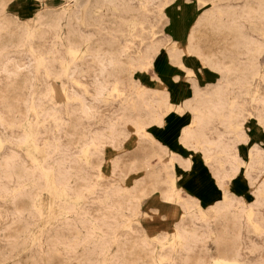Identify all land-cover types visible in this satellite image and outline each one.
<instances>
[{
	"label": "rangeland",
	"instance_id": "374dc122",
	"mask_svg": "<svg viewBox=\"0 0 264 264\" xmlns=\"http://www.w3.org/2000/svg\"><path fill=\"white\" fill-rule=\"evenodd\" d=\"M38 2L32 0L33 15L25 11L24 0L7 6L2 15L9 12L17 16L16 22L23 21V28L28 24L35 26V17L40 11L35 7ZM49 2L57 6L56 14L65 17L63 37L66 38L68 27L76 28L93 44L90 49L95 45L112 47L113 53H119L121 59L128 57L122 50L129 40V45L132 42L134 47V65L119 71L116 66H108L103 72L101 64L97 59L92 60L91 54L77 55L79 59L73 60L63 46L65 39L62 41L51 26L37 27L35 37L24 46L16 39L2 40L0 137L7 142L0 149V161L7 159V163L0 164V264H214V259L220 255L235 257V253L240 254L238 258L243 264H264V193L258 195L256 190V187H264V179H261L264 158L262 163H252L255 182L250 181L243 193H232L231 209L210 215L207 227L202 226L206 222H201L200 218L211 208L206 210L194 200L186 201L179 192H173L179 202L177 212L169 220L160 221L159 230L151 235L145 234L138 209H133L132 185L156 180L165 184L169 179L168 166L158 156H154L156 171L142 163L141 151L151 145L150 137L144 136L143 131H138L134 150H127L135 145L134 135L127 140L135 118L124 115L137 109L153 127L155 111L163 104V100L150 94L148 86L137 78L140 61L135 53L136 50L142 55L147 52L150 31L157 33L155 49L150 53H159L165 43L166 24L159 27L160 17L167 19L165 8L160 9L159 14L153 7L160 0L146 3L145 0H115L112 5L106 0H81L78 5L66 6L65 0ZM127 2L133 17L142 22L132 38L125 36L124 3ZM210 4L212 9L217 8V3ZM220 4L221 13L211 10L212 14L220 13L225 25L230 19L235 20L243 41H248L241 44L238 59L248 61L254 49L261 46L264 49L261 35L264 0H222ZM5 19L7 24L14 25V19L8 16ZM6 28L8 32V25ZM23 32L21 30L20 34ZM40 58L43 61L38 68ZM63 61L70 63L69 70L65 69ZM256 72L258 84L252 86L253 93L237 94L236 100L243 103L246 99L244 109L253 108L258 116L264 109V76L259 69ZM115 81L119 82L120 93L113 90ZM140 85L144 88L138 87ZM104 86L110 99L106 100L102 94L97 100V90ZM25 125L34 133L38 164L31 161L26 152V147L32 149L33 146L25 144ZM214 131L211 137L216 140L219 134ZM98 135H101L98 142L101 145L89 148L90 162L87 163L81 159L82 147L91 141L90 137ZM217 144L216 140L212 153L219 157L215 166L222 167L228 164V159L222 157ZM52 158L65 162L67 166L61 170L67 169L73 179L69 196H64L60 202L58 191L54 195L46 191V181L39 167L42 163L50 169ZM220 161L225 163L221 165ZM209 165L213 167L212 163ZM8 166L10 170L12 167L10 174ZM17 170L21 172L19 175ZM141 173L143 176L136 179ZM24 198H27V207L22 203ZM189 214L198 219L185 223L183 230L189 232L182 240L190 244L184 246L171 226ZM192 228L198 235L192 236Z\"/></svg>",
	"mask_w": 264,
	"mask_h": 264
},
{
	"label": "snow or ice",
	"instance_id": "6c2138e0",
	"mask_svg": "<svg viewBox=\"0 0 264 264\" xmlns=\"http://www.w3.org/2000/svg\"><path fill=\"white\" fill-rule=\"evenodd\" d=\"M178 6L180 11H176ZM35 7L44 13L57 12V6L50 4L49 0H39ZM153 7L157 13L162 8L169 9L166 15L170 20L161 16L159 27L171 22L175 34L173 40L161 45L158 55L150 53L136 69L137 72H146L152 81L148 86L149 93L163 100L155 113L153 127L146 132L153 151L163 157L168 166L169 177L163 185L147 181L132 185L135 193L133 209H138L140 225L147 235L158 231L160 221L169 220L177 212L179 202L173 192H179L186 201L207 197L210 203L213 200L223 202L225 193L230 197L238 188L247 190L248 183L254 178L252 160L257 150L264 154V109L257 116L250 107L233 114L226 141L229 164L208 169L203 161L206 150L197 148L193 154L187 127L178 118L190 112L191 102L205 91L200 75L210 66L206 60L187 59L191 53L186 44L177 43L182 35L187 34V27L195 19L193 6L185 5V0H160ZM24 9L28 15L34 14L32 0H24ZM161 39H164L162 34ZM69 55L74 53L70 50ZM249 68L252 79H255L257 69L264 76V49L250 55ZM139 87L144 88V85ZM142 176L143 173L136 179ZM26 201L27 198L22 201L25 207L28 206Z\"/></svg>",
	"mask_w": 264,
	"mask_h": 264
},
{
	"label": "bare ground",
	"instance_id": "6f19581e",
	"mask_svg": "<svg viewBox=\"0 0 264 264\" xmlns=\"http://www.w3.org/2000/svg\"><path fill=\"white\" fill-rule=\"evenodd\" d=\"M15 1L16 0H0V44H4V42H2V40L7 41V40H15L16 39L18 42H20L21 46H24L25 44H27V42L29 40H31L35 37V35H36L35 31H36L37 27H42L43 25L44 26H51L52 28H54L56 33L58 32V35L62 39V41H63V38L65 39L64 40L65 42H63V46L66 48V52L68 54H69L70 50H71V52L74 53V55H71V56H73V60L79 59L77 55L83 56L85 54H91L92 60L95 61L97 59L98 62L101 64V69L103 72L107 71L106 69L108 68V66H111V67L116 66L118 71L120 68H123V67L129 68V69L133 68L134 58L132 56H133L134 47L132 45V42H131V45H129L130 44L129 40L127 41L126 44L123 42L125 46H123L124 50H122V52H124L128 55V57H126L124 59L120 58L119 53L114 54L112 47L101 48L99 45H97V46L95 45L94 48L90 49L91 45H93V44L89 43L88 39H86V37H84L82 35V33L79 32L76 28H69L68 27V31L66 33L67 34L66 38H65V36L63 37V35L61 34V31L63 30L62 21L65 18L64 16H62L61 14L58 15L55 12H53V13L40 12L41 10L38 12V14L35 17V21H34L35 26H31V24H28V25H25L26 26L25 28H23L21 26V25H24L23 21H21L20 23L16 22L17 16L14 17L9 12H8V15L5 14L6 16L2 15L3 11L7 8V6L9 7L12 3H15ZM106 1L110 5H112V3L115 0H106ZM200 1H201V3H200L201 5H205L209 1L213 2L214 4L217 3V5H215V6H217V8L216 7L213 8V11H217V12L221 13L222 5L220 4V2L222 0H200ZM80 2H81V0H65L64 4H65V6H66V4L67 5L68 4L78 5ZM146 2H149V0H145V3ZM124 5H125V13H126L124 15V24L126 26L125 36L132 38V37H134V33L137 32L138 27L140 26V28H141L142 22L141 23L138 22V19L133 17L134 14L131 13V11H130L131 7L128 4V2L124 3ZM63 11L66 12V9L63 8ZM220 13L212 14V12H211L209 15H206L204 17L202 16L195 23L194 28L192 29V32H191L192 33L191 34V44H192L193 48L196 49V52L200 55V57L203 60H206L208 62L209 66L211 68L217 69V67L218 68L222 67L221 70L223 71V74H221V75H223V77H222L223 82L221 84V88L219 89L220 91L225 88V85L226 86L229 85L230 87H231V84L235 85V84H233V81L235 80V78H234L235 73L236 72L237 73L242 72L245 77L242 78V81H241L242 86L240 85L238 87L239 89H238L237 94L240 95V92L244 96H245V94H251V93H253L252 86L256 87L258 84V80H257L258 75L256 74L257 72L255 73V79H252L251 78L252 73L249 71L250 58L248 59V61H246V63L240 62L239 59L237 58L238 51H239L241 44H246V42H248V41L247 40L243 41L244 37H243L242 33L240 32V30L238 29V27L235 25L236 24L235 20L230 19L228 25H225V20L222 19V17L220 16ZM7 16L9 18L14 19V21H12L14 23V25L11 26V25H9V23L7 24V21L5 19V18H7ZM75 20H77V19H75ZM7 25H8V30H9L8 32L4 30V28H6ZM21 30H24V32L20 34ZM123 34H124V32H123ZM149 34H150L149 35L150 41H149V44L147 46V52L144 55L141 54L140 50H136V52H135L138 55V61H141L142 59L147 58L149 56L151 50L155 49V45H156V41H157L156 40V34L157 33L154 31H150ZM261 35L264 36V28H263V30H261ZM232 40H234V41H232ZM260 43H262L261 40H260ZM261 49H263V46L254 49V53H258ZM81 59L83 60L84 58L80 57V60ZM42 61H43L42 58H40L38 60V62H37L38 68L42 65ZM62 63L64 64L65 69H67V70L70 69V63H68L67 61L66 62L63 61ZM50 68H52V67H50ZM118 84H119L118 81L114 82V85H113L114 91L119 92L117 89ZM97 93H98V95L96 96L97 100L100 99V95L102 96V94H103V97L106 98V100L110 99V95L107 94V89L105 86H104V88H99L97 90ZM218 94H221V93H218ZM218 94L216 93L213 96H210L209 94L199 95L197 97L196 101L198 103H200L201 101L203 103H206L207 107L212 110V112L210 110H208V112L205 110L207 113L203 116L204 120L206 118L205 116H208L211 113L217 114L222 119V122L226 123V124H224L225 125L224 126L225 131L227 133H229L234 112L244 110V106H242V104L241 105L237 104V102H236L237 95H235L231 99L230 98L227 99V98H225V96H223V94L217 96ZM116 95H117V93H116ZM78 100L81 102H84V100L81 98H78ZM226 100H229L230 104H229V108H227L225 111V110H223L224 108H219V105L223 106L220 103L224 102ZM216 101H219V102H216ZM243 102H246V99ZM124 115L125 116L132 115L135 118V120L131 123V125L133 126V130L130 131L131 134L127 136L128 137L127 140H129L130 138H133V135H134L135 141L137 143L138 131H143L144 136L149 138L147 136L146 129H149L152 126V124H151V122H147L143 119L144 117H142L141 112L139 110L136 109L132 114H130V112L127 111V112H124ZM193 115H194V113H193ZM196 116H195V118H196ZM24 128L26 130L25 144L30 143L33 146L32 149H29L26 147V152L28 154L29 159L31 161H33L34 163L38 164L39 161H38V158L36 157V153L38 152V147L35 145V142H34L35 141L34 140V138H35L34 133L31 130V128L27 127L26 125L24 126ZM187 131H188L189 141L191 139L195 140L194 144H192L193 148L194 149L200 148V149L206 150L205 151L206 157L211 155L214 142L209 141L208 136L204 132H203L202 137L197 136L198 138H196V135H195L196 131H194V129H191L188 127ZM90 138H91V141L82 147V153H81V159L87 163L90 162V159L88 156L89 155L88 154L89 148L91 146L96 148L99 145H101V144H99L100 140H101V135L99 137L95 136V137H90ZM114 140L116 141L118 139L115 138ZM6 142H7L6 140H4L0 137V149L4 146V144H6ZM220 146H221L220 154L222 155V157H225L226 159H228L226 143L224 141H221ZM155 155L159 157V159L162 161V163H164L163 157L159 156L155 151H153L152 145L146 147L145 149H143L141 151L142 163L144 164V166L147 167V169H149L151 171H156V162L154 161ZM208 158L210 159V157H208ZM263 158H264V154H261L257 150L256 155L252 160V163L253 164L262 163ZM6 160L7 159H4L2 162L0 161V164H3V163L6 164L7 163ZM49 163L51 166L50 169H47L46 166L42 163L39 164V167H40L41 172H42V174L45 178V181H46V191H48L52 195H54L58 191L61 194L58 197V202H60L64 199V196H66V197L69 196L71 187L73 185V183H72L73 179H72V177H70L67 174L69 172L67 169L64 171L61 170V167L67 166V164L65 162H62V161H60V159H57V158H52ZM223 163H225V162L220 161L221 165ZM229 163H230V161L228 160V164ZM9 170H10V168L8 166L7 172L10 174L12 167H11V170L10 171ZM20 173L21 172H19V170H17L16 174L19 175ZM255 180H256V177H254L251 181L255 182ZM80 181L84 182V180H80ZM155 183L163 185V183L158 181V180H156ZM33 186L36 187L35 185H33ZM256 190H258V192H257L258 195L264 193V187L263 186L261 188L256 187ZM229 200H230L229 195L227 193H225L224 198H223V202H220L218 205L212 207L209 211L204 212V214H202V217L200 218V221L206 222V224H204L202 226L203 227L208 226L207 220L210 219V217H209L210 215L213 216L212 214H216V213L220 214V213H224L225 211L230 210L232 207V202ZM36 204H37V202L35 203V205ZM236 218L240 219L239 215H237ZM197 219H198L197 216H192L189 214V215H186V217L183 216L179 221L174 222L171 226L172 230L175 232V236L182 241V244L184 246L190 244L188 241L186 243H184L182 240V237H184V235L186 237H188L187 233L189 232V230H183V229H185V226H186L185 223H187V222H190V223L193 222L194 223L195 220H197ZM248 219L251 221L252 220L251 216H249ZM253 227L259 228L257 225H254ZM190 231L193 234L192 236L198 235V232H196L195 228H192ZM163 244H161V246H163ZM239 256H240V254H238V253H235V257L229 256L226 254L220 255L219 257L214 259V264H243L242 261L238 258ZM158 261L161 262V260H159V259H158Z\"/></svg>",
	"mask_w": 264,
	"mask_h": 264
},
{
	"label": "crops",
	"instance_id": "0c3cea01",
	"mask_svg": "<svg viewBox=\"0 0 264 264\" xmlns=\"http://www.w3.org/2000/svg\"><path fill=\"white\" fill-rule=\"evenodd\" d=\"M200 3H201L200 0H185V5L193 6V14L195 15V19L191 20L190 26L187 27V30H186L187 34L186 35H182L181 41H177V43L186 44L188 52L191 53V55L187 57V59H189L190 61H192V60H194L196 58H199V59L203 60L200 57V55L196 52V49L193 48V46L191 44V34H192L191 32H192V29L194 28L195 23L202 16L204 17L206 15H209L213 11V9L211 8V4H210L211 1L207 2V4H205V5H201ZM213 8H215V7L213 6ZM180 10L181 9L178 6L176 8V11H180ZM168 11H169V9L165 8V14H167ZM166 17H167V19L170 20V17H168L167 15H166ZM164 30H165V39L163 41L166 43V41L173 40L174 39V34H175V28H174L173 24L171 22L167 23L165 25ZM158 54L159 53H157L156 55H158ZM237 58H238V55H237ZM239 61L243 62L240 59H239ZM246 61H245V63H246ZM162 63H163V61H161V64ZM218 69L221 72L218 71ZM221 69H222V67L221 68L217 67V69H213V68L209 67L205 72H201L200 79L204 82L203 87L205 89L203 94L204 95L205 94H209L210 96H213L216 93L217 94L221 93V94H218L217 96L223 94V96H225V98H227V99L230 98L231 99L232 97L235 96V94L237 95L238 90L236 91V89H239L238 87L241 85L242 78H244L245 76H244V74L242 72H239V73L236 72L235 73V77H234L235 80L233 81V84H235V85L231 84V87L229 85L228 86L225 85V88L220 91L219 89L221 88V84L223 82L222 81L223 75H221V74H223V71ZM197 71H201V70L197 69ZM249 71H250V68H249ZM137 78L139 80H142V82L145 85H147V86L152 84V81L150 80V78L148 77V74L146 72H140ZM229 93L230 94H234V95L233 96L228 95ZM240 95H242L241 92H240ZM197 97L193 101L194 103L191 102V109L192 110H190V112L186 113L183 117H180L178 119L180 120L182 125H185L187 128L189 127L191 129H194V131H196L195 132L196 138H198L199 136L202 137L203 136V132H204L208 136L209 141H213L215 143V141L217 140V142H218L217 148H218V150H220L221 149L220 142L224 141L226 143L227 138H228V133L225 131V127H224L225 126L224 124H226V123L222 122V119L217 114H214V113H211L208 116H205L206 118L204 120L203 116L208 112V110H210L211 112H212V110L207 107L206 103H203L202 101L200 103H198L196 101ZM216 102H219V101H216ZM236 102H237V104H240V105L242 104V106H244V103H245V102L242 103L239 100H236ZM220 104L223 105V106L219 105V108H224L223 110L226 111V109L229 108L230 101L226 100L224 102H221ZM193 113H194V115H193ZM195 116H196V118H195ZM173 123H175V121ZM220 126H223V128L221 129ZM214 130H216L217 134H219L217 136L218 138L216 140L212 139V137H211V135H213L215 133ZM194 141H195L194 139L190 140V142L192 144H194ZM135 146H136V141H135L134 147L132 149H127V150L132 151V150H134ZM192 152H193V154L196 153V149H194L193 147H192ZM208 157H210V159ZM208 157H206L205 153H204L203 161L205 162V166L208 169H212L213 167L210 168L209 164L212 163V165L215 166V161L219 157H218V155H214L212 152H211V155H209ZM211 159H212V162L209 161ZM243 191H244L243 188H238L237 192H234V194L235 193H243ZM194 201H196L199 206L203 207L206 210H208V209H210V208H212V207H214V206H216V205H218L220 203V201H216V200H213L210 203L209 199L207 197L198 198V199H196Z\"/></svg>",
	"mask_w": 264,
	"mask_h": 264
}]
</instances>
